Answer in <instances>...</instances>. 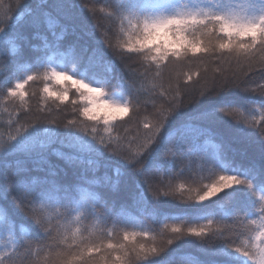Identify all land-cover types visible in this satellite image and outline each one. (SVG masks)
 Here are the masks:
<instances>
[{
	"label": "snow or ice",
	"instance_id": "obj_1",
	"mask_svg": "<svg viewBox=\"0 0 264 264\" xmlns=\"http://www.w3.org/2000/svg\"><path fill=\"white\" fill-rule=\"evenodd\" d=\"M85 10L93 16L107 12L118 23L125 38L109 47L113 55L138 57L142 72L120 71L112 86L116 61L87 43ZM9 12H0V45H10V52L0 48V98L14 106L0 112V264H15L21 252L22 264H169L170 247L193 240L208 257L198 264H264V0H17L16 13ZM69 23L80 36L65 45ZM26 47L33 58H24ZM5 56L12 64L6 75ZM205 58L218 65L211 77L201 82L198 70L178 73L175 84L165 87L164 69ZM257 74L260 83L251 79ZM30 82L43 85L41 104L51 101L57 110L70 92L78 96L73 112L84 120H68L61 141L73 151L56 152L69 167L83 170L76 184L63 183L50 164L33 165L42 173L33 175L27 163L8 160L12 154L31 158L56 139V130L45 128L52 135L39 140V121L20 120L31 112ZM190 83L198 85L194 116L184 99L193 91ZM142 103L152 107L142 121L143 135L113 137L116 122L131 120ZM225 116L236 117L232 139L242 147L205 126ZM101 125L106 135L97 130ZM194 161L198 186L173 183ZM100 167L114 168L116 179L107 172L97 177ZM130 185L131 205L117 207L99 191L117 194ZM169 200L188 207L176 213L160 207ZM156 217L171 223L155 230ZM89 218L96 223L89 225ZM25 229L17 238V230Z\"/></svg>",
	"mask_w": 264,
	"mask_h": 264
},
{
	"label": "trees",
	"instance_id": "obj_2",
	"mask_svg": "<svg viewBox=\"0 0 264 264\" xmlns=\"http://www.w3.org/2000/svg\"><path fill=\"white\" fill-rule=\"evenodd\" d=\"M30 2L35 5L39 3L40 0H30ZM49 3L52 0H48ZM91 0H78V3L82 5H89ZM116 0H112L114 4ZM97 8L103 7L102 3H98ZM11 9L9 15L16 13L17 10V0H0V12L7 11ZM83 19L87 22L88 27L91 32V38L87 41V43L94 47L99 46L105 52L108 53V58L115 59L116 61V68L113 69L112 72V80L111 84L114 87L117 84V80L119 79V72L123 71L126 74H132L134 72H142L143 68L138 63V57L136 56H121L119 53L113 55V50L109 47V42L111 44H117L120 40L124 39L119 34V27L118 23L111 22L107 19V12H97L95 16L92 15L91 12L85 10ZM98 25V26H97ZM5 25H0V27H4ZM105 28L108 29L107 36L104 35ZM44 31V29H42ZM80 36V32L78 29L74 28V26L69 23L68 31L64 38L63 43L65 45L76 43ZM49 39H51V35L49 34ZM107 41V42H106ZM31 43L33 45H40L42 42L38 39H32ZM85 43L84 40H79V44L83 45ZM0 48L7 49L10 52V45H0ZM32 49L26 47L24 49V58L31 59L33 58ZM87 56V53H84ZM218 65L213 63L211 60L205 58L204 62L193 61L190 64H185L182 67H172L169 66L168 69L163 70V81L165 87L168 86L169 83L175 84V77L178 73L184 72H195L199 71L200 73V81L203 82L204 79L209 78L213 74V70ZM3 67L5 75L12 69V64L10 62V57L5 56L3 58ZM194 77V81H195ZM252 81L255 83H260L259 74L256 76H252ZM180 80H184V76L180 75ZM0 87H2V82H0ZM43 87L42 84H32L27 86V90L29 91V98H28V106L31 108V112L27 114H21L20 120L24 123H33L34 121H39V140L47 142L48 138L52 135L51 132H45L44 129H55L57 132L56 139L53 143L47 145L45 148H37V150L32 154L31 158L25 157L23 154H12L8 157L10 163L15 164L17 160H20L23 163H27L29 168H33V165L40 164L41 166L47 167L49 164L55 168L58 173V178L65 184H76L78 182L79 177L82 174V169L69 167L65 161L60 158L56 152L62 153H69L73 151L72 149L67 147V141L65 140L64 143H61L62 140L65 138V134L68 132V129L65 127V124L68 120H72L74 117L79 121H83L84 118L79 116L78 112H73L74 105L71 103L72 100H78V96L74 95L70 92L69 96L70 99L63 105H59V110H57V104L51 101L47 102V105L44 106L41 104V93L40 89ZM189 88L193 89L190 95L185 96V103H186V112L191 115H196L198 111L197 102L194 99L195 96L198 95V92L195 91L198 85L196 83H190L188 85ZM35 92V95L32 93ZM235 95V94H233ZM232 98V97H229ZM143 97H141V101H143ZM191 101V103H189ZM160 102L159 100L157 101ZM242 103H244L242 101ZM250 106V105H249ZM4 107H8L9 109H13V105L9 102L2 101L0 98V112L3 111ZM43 107V111H38L39 108ZM75 107L78 109L81 107L80 103H77ZM49 109H51V114H49ZM152 112V107L149 104L147 109H145L143 103L141 104V108L135 115H132V119L129 120L127 117L124 118L122 121L116 122V126L113 130L112 136L116 137L117 135L123 137H135L137 136L138 132L142 136L144 129H143V118L149 113ZM131 115V114H130ZM4 118H7V113L4 114ZM55 120L56 122L50 123L49 121ZM236 117H229L225 116L223 119H219L214 123L205 124L206 127H210L213 132L219 133L223 138L233 143V147H242L241 145H237L233 142V135H234V121ZM88 124L89 131H91L92 124L91 122L85 121ZM97 130L104 134L102 131V125L97 126ZM84 135V133H81ZM106 135V134H104ZM107 138V136H106ZM204 137L201 138V143L204 141ZM56 150V151H54ZM207 151L211 153L213 151L211 145H207ZM249 155H252L251 151H249ZM43 158V159H41ZM180 164H177L176 171H179ZM13 168L8 169V175L11 176ZM107 172L109 176L116 179L115 170L114 168H105L100 167L98 171L95 173L97 177L103 176L104 173ZM33 175H42V173L38 172L35 168L32 171ZM89 178H92V172L87 173ZM168 177H165L167 180ZM185 182L189 187L196 188L198 186V168L197 162H193L190 167H185L184 175L179 178L178 181H173V183ZM207 182V181H205ZM82 187H89L88 185H82ZM132 190V186L130 185L127 189L122 190L120 193L112 194L109 193L107 189H99V191L106 194L109 200H115L117 207L121 204H128L131 205V199L129 197V193ZM166 190V189H163ZM78 194V193H77ZM194 195V193H191ZM185 195H189V193L185 192ZM207 203V202H205ZM5 206L7 207V202H4ZM163 209L176 213L180 211H184L187 209V205L181 204L178 200H169V202L161 205ZM2 210V209H0ZM134 212L137 210L133 209ZM55 215H53V223H55ZM89 225H93L96 223V218H89L87 221ZM164 223H171L170 221H163L160 217H156L154 222L152 223V228L155 230H160L163 228ZM100 227H104L103 222H101ZM107 227H112V221L109 220ZM27 229L24 232H20L17 230V238H23L26 233ZM115 235V233H114ZM122 235V234H121ZM5 236L3 233H0V241H3ZM166 259L169 261V264H198L199 261H203L208 259V257L202 252L201 246L195 240L191 243H181V244H174L170 247V251ZM13 260L15 264H22L23 255L22 252L18 256H14Z\"/></svg>",
	"mask_w": 264,
	"mask_h": 264
}]
</instances>
